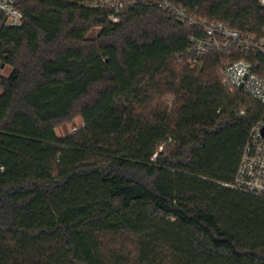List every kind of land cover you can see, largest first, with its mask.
<instances>
[{
	"label": "trees",
	"instance_id": "trees-1",
	"mask_svg": "<svg viewBox=\"0 0 264 264\" xmlns=\"http://www.w3.org/2000/svg\"><path fill=\"white\" fill-rule=\"evenodd\" d=\"M104 1L0 13V264H264V198L227 186L264 107L222 87L228 57L191 64L201 29ZM171 1L264 35L258 0Z\"/></svg>",
	"mask_w": 264,
	"mask_h": 264
},
{
	"label": "built area",
	"instance_id": "built-area-1",
	"mask_svg": "<svg viewBox=\"0 0 264 264\" xmlns=\"http://www.w3.org/2000/svg\"><path fill=\"white\" fill-rule=\"evenodd\" d=\"M19 0H0V13L5 16L3 26L17 29L23 24V14L18 8ZM139 3L154 5L175 15L179 21L190 28L201 29L203 37H193L188 51L193 66H202L204 58L211 54L228 57L222 70V87L230 92L242 91L257 98L264 107V67L248 60L231 61L235 56H248L258 53L264 57V35L257 37L231 28L222 22H209L198 16H191L185 9L171 0H107L89 4L90 8H109L114 12L109 16L112 23H119V14L126 8H134ZM264 8V0H258ZM0 70H3L0 63ZM242 115L245 112L241 113ZM264 117L251 130L245 146L242 161L232 185L228 187L264 198Z\"/></svg>",
	"mask_w": 264,
	"mask_h": 264
},
{
	"label": "rangeland",
	"instance_id": "rangeland-1",
	"mask_svg": "<svg viewBox=\"0 0 264 264\" xmlns=\"http://www.w3.org/2000/svg\"><path fill=\"white\" fill-rule=\"evenodd\" d=\"M99 30H95L91 35L95 37ZM3 74V70H0V75ZM84 123L81 118H77L72 124L66 126L64 129H59L58 134L60 137L71 135L83 128Z\"/></svg>",
	"mask_w": 264,
	"mask_h": 264
},
{
	"label": "water",
	"instance_id": "water-1",
	"mask_svg": "<svg viewBox=\"0 0 264 264\" xmlns=\"http://www.w3.org/2000/svg\"><path fill=\"white\" fill-rule=\"evenodd\" d=\"M262 133H263V136H264V130H263V132H262Z\"/></svg>",
	"mask_w": 264,
	"mask_h": 264
}]
</instances>
